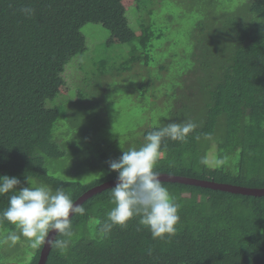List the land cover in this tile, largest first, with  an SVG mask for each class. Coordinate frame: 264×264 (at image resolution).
Here are the masks:
<instances>
[{"label": "trees", "instance_id": "16d2710c", "mask_svg": "<svg viewBox=\"0 0 264 264\" xmlns=\"http://www.w3.org/2000/svg\"><path fill=\"white\" fill-rule=\"evenodd\" d=\"M124 1L0 0V176L17 177L25 187L28 179L53 190L63 188L73 202L117 179L109 161L122 156L119 150L104 164L106 171L88 183L49 173L48 160L66 156L62 137L54 135L64 113L49 103L63 90L68 92L65 68L86 51L81 33L85 25H101L111 42L138 41L146 53L151 40L161 37L153 25L135 33ZM133 1L146 9L151 6L148 13L154 14L160 0ZM25 6L34 8L35 15L23 16L19 9ZM204 26L202 21L196 24L204 36L191 48V66L176 77L180 82L169 91L172 107L158 124L143 131L137 149L149 132L171 122L192 121L197 128L186 142L164 139L166 148L155 169L159 174L262 189L264 0H242L208 32ZM141 61L148 65L149 56H132L121 70ZM70 122L73 125L75 119ZM210 150L219 161L216 168L209 166ZM162 183L181 205L183 226L170 243L153 240L136 220L127 228L114 227L108 238L99 240L90 218L97 223L106 219L113 206L111 187L81 204L85 215L73 219L78 239L66 255L50 249L46 264H264V196ZM7 207L8 197L0 196V212ZM0 229L14 226L0 220ZM42 248L30 251L25 263L9 264H38Z\"/></svg>", "mask_w": 264, "mask_h": 264}, {"label": "rangeland", "instance_id": "374dc122", "mask_svg": "<svg viewBox=\"0 0 264 264\" xmlns=\"http://www.w3.org/2000/svg\"><path fill=\"white\" fill-rule=\"evenodd\" d=\"M241 1L160 0L154 14L153 10L148 13L151 6L146 9L145 4L124 1L129 25L135 33L150 25L161 33L160 38L151 40L147 53L138 41L111 42L110 33L101 25H85L81 33L86 51L65 68L69 89L63 90V94L67 96L61 94L49 103L64 113L54 135L62 137V148L66 150L61 160H48L49 173L62 180L88 183L106 171L104 164L117 150L137 148L143 131L158 124L172 107V85L179 83L176 77L185 75L191 66V48L204 36L197 32L196 24L202 21L208 32ZM145 55L149 56L148 65L141 61L121 70L132 56ZM209 158L208 165L216 168L219 161L213 151ZM10 231L18 232L0 229V264L25 263L33 249L23 237L15 244L3 242Z\"/></svg>", "mask_w": 264, "mask_h": 264}, {"label": "clouds", "instance_id": "9594fccd", "mask_svg": "<svg viewBox=\"0 0 264 264\" xmlns=\"http://www.w3.org/2000/svg\"><path fill=\"white\" fill-rule=\"evenodd\" d=\"M19 11L26 18L35 15V9L29 6ZM196 128L197 124L192 121L171 122L149 132L138 149L123 150L118 160L109 161V170L118 173L117 184L110 190L113 206L104 221L97 223L90 218L99 240L108 238L114 227L127 228L133 220L146 228L153 240L170 243L177 236L183 226L179 215L181 205L163 185L155 169L166 148L164 139L186 142ZM26 183L27 187L17 177L0 176V196L8 197V207L0 212V220H6L18 230L10 231L3 242L15 244L23 237L33 250L47 246L66 255L78 239L73 219L85 215V208L74 203L63 188L53 190L28 179Z\"/></svg>", "mask_w": 264, "mask_h": 264}, {"label": "water", "instance_id": "95a60500", "mask_svg": "<svg viewBox=\"0 0 264 264\" xmlns=\"http://www.w3.org/2000/svg\"><path fill=\"white\" fill-rule=\"evenodd\" d=\"M160 180L161 182H166V183H180L183 185L198 186L202 188L218 190L221 192H226V193L236 194V195H244V196L246 195V196H253V197H263L264 196V188L249 189V188L238 187V186H233V185H228V184L214 183V182H210L207 180L206 181L197 180V179L179 177V176H173V175H167V174H160ZM116 184H117V179H115L114 181L103 183L102 185L95 187L94 189H91L87 191L86 193H84L74 203L81 205L87 198L105 189L115 187ZM51 235L54 237L55 233ZM49 252H50L49 247L45 246L42 248L38 264H46Z\"/></svg>", "mask_w": 264, "mask_h": 264}]
</instances>
